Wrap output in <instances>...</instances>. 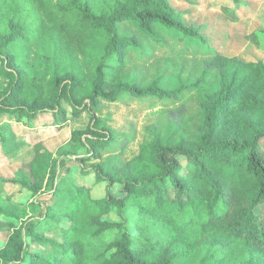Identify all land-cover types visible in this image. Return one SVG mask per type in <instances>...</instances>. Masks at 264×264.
<instances>
[{"label":"trees","instance_id":"16d2710c","mask_svg":"<svg viewBox=\"0 0 264 264\" xmlns=\"http://www.w3.org/2000/svg\"><path fill=\"white\" fill-rule=\"evenodd\" d=\"M221 11L239 21L234 8ZM189 14L171 0H0V77L7 82L0 126L11 121L41 133L34 157L0 183L34 196L49 187L50 194L40 216L24 219L13 203L0 207L7 220L0 230L9 232L0 264H264V215L257 213L264 207V62L208 47L204 75L217 73L218 81L201 100L200 135L147 142L125 166L104 164L118 139L96 115L102 101L124 94L165 101L184 90L125 81L127 52L140 44L137 35L121 37L120 27L135 24L156 41L163 25L207 44L200 27L185 23ZM249 39L260 45L255 33ZM83 115L88 125L69 142L88 154L63 162L70 150L55 154L46 141ZM0 138L7 142L1 131ZM89 176L106 183L103 199L93 198ZM127 208L138 210L134 225L123 216Z\"/></svg>","mask_w":264,"mask_h":264},{"label":"rangeland","instance_id":"374dc122","mask_svg":"<svg viewBox=\"0 0 264 264\" xmlns=\"http://www.w3.org/2000/svg\"><path fill=\"white\" fill-rule=\"evenodd\" d=\"M171 1L178 10H190V14L185 17V23L188 26L200 27L207 44L184 38L174 30H167L163 25L161 26L165 29L161 26L156 28L159 38L156 41L143 36L135 24L129 23L120 27L121 37L137 35L140 44L138 49L127 52L126 68L123 72L125 81L141 88L157 83L165 91L184 90L179 98L172 100L163 101L155 97L132 99L130 94H124L125 96H121L116 103L101 102L96 109V115L118 139L104 155V164L108 170L115 164L125 166L139 153L140 146L144 143H155L159 139L163 143L174 145L182 138L194 140L200 135L201 100L217 88L218 81L217 73L209 77L204 75L205 63L213 58L208 47H217L224 54L238 56L246 61L264 62V0H238V6L231 0H194L196 5L191 6L185 0ZM224 5L234 8L238 22L226 20L221 11ZM253 33L259 40V46L250 42L249 36ZM6 84L0 77V92ZM87 125L88 115L73 119L67 129L48 140L47 147L55 154L64 146L69 149L71 154L63 157V162L75 159L72 157L75 153L87 155V148H80L69 142L72 131ZM25 127V124L11 121H4L0 126V131L7 141L2 144L0 140V175L5 180L14 179L23 164L34 157L33 145L41 138V133L29 131ZM122 142L126 143L125 149L120 148ZM2 146L7 152H4ZM87 167H90V164ZM67 169L66 167L61 173L65 174ZM84 181L94 185L93 198L105 197V182L97 184L93 176ZM20 187L18 185L14 188L10 184L0 183V207L13 203L22 209L24 219L40 216L43 212L41 204L50 197L49 187L46 188L45 195L39 196L32 195L26 189L21 190ZM8 194L11 196L8 197ZM257 213L264 215V207ZM123 216L134 225L138 219V210L127 208ZM106 219L115 222L117 215L108 216ZM0 221H7L1 213ZM115 234V231H111L103 238L109 240ZM8 237L7 230H0V249Z\"/></svg>","mask_w":264,"mask_h":264},{"label":"crops","instance_id":"0c3cea01","mask_svg":"<svg viewBox=\"0 0 264 264\" xmlns=\"http://www.w3.org/2000/svg\"><path fill=\"white\" fill-rule=\"evenodd\" d=\"M48 141H46V143H47Z\"/></svg>","mask_w":264,"mask_h":264}]
</instances>
